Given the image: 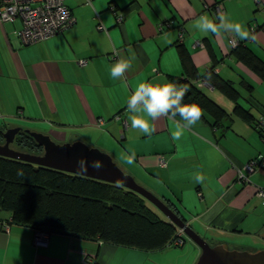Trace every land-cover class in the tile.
Segmentation results:
<instances>
[{"label":"crops","instance_id":"crops-1","mask_svg":"<svg viewBox=\"0 0 264 264\" xmlns=\"http://www.w3.org/2000/svg\"><path fill=\"white\" fill-rule=\"evenodd\" d=\"M65 1L73 25L34 44H23L15 34L23 25L20 18L0 21V129L18 127L48 134L57 143L81 140L98 147L176 207L208 241L264 249V198L256 195L264 188V165L245 171L247 181L238 176L250 161L264 159V140L255 127L264 116V76L238 59L230 44L231 38L242 42L264 62V0ZM217 4L223 6L221 15ZM203 15L217 24L219 16L242 24L248 38L197 30ZM179 45L200 76L214 66L233 83L251 122L236 116L234 101L202 78L204 93L231 115L229 127H214L206 113L178 140L172 133L176 123H184L179 116L156 120L150 136L131 127L134 113L127 102L139 84L185 75ZM129 49L136 60L122 83L111 77L110 68L127 58ZM117 115L127 120V128ZM198 175L203 181L197 182ZM9 219L0 211V264H176L172 245L145 251L63 233H51L46 245H36L33 228ZM199 255L198 247L189 248L187 257Z\"/></svg>","mask_w":264,"mask_h":264},{"label":"trees","instance_id":"trees-1","mask_svg":"<svg viewBox=\"0 0 264 264\" xmlns=\"http://www.w3.org/2000/svg\"><path fill=\"white\" fill-rule=\"evenodd\" d=\"M179 52L185 75L173 82L186 90L183 103L196 104L201 117L209 114L214 127L225 129L231 125V115L197 85V80L204 78L234 101L236 116L251 122L252 116L238 103L239 92L231 81L220 76L214 66L200 76L181 45ZM232 52L264 76V62L242 42ZM3 131L0 129L1 144L5 141ZM11 147L43 153L24 129L15 136ZM146 202L138 193L113 183L0 156V211L10 214V223L31 227L35 232L98 238L145 251L164 249L176 239L177 227Z\"/></svg>","mask_w":264,"mask_h":264},{"label":"water","instance_id":"water-1","mask_svg":"<svg viewBox=\"0 0 264 264\" xmlns=\"http://www.w3.org/2000/svg\"><path fill=\"white\" fill-rule=\"evenodd\" d=\"M20 130L22 129L16 127L2 132L5 141L0 143V156L113 183L138 193L177 228L183 229L184 239H189L200 249V255L195 264H264V249L249 251L228 248L223 243L211 244L204 235L189 225L179 212L138 183L132 174L122 169L110 153L81 140L57 143L48 134L30 130L26 131L43 148V153L21 151L11 147ZM94 164L100 167H94Z\"/></svg>","mask_w":264,"mask_h":264},{"label":"clouds","instance_id":"clouds-1","mask_svg":"<svg viewBox=\"0 0 264 264\" xmlns=\"http://www.w3.org/2000/svg\"><path fill=\"white\" fill-rule=\"evenodd\" d=\"M219 23L207 15L200 16L195 24V28L201 32L219 34L222 30L232 32L240 40L248 38V32L242 24L230 22L225 16H219ZM171 41H166L170 43ZM136 60L135 53L129 49L127 58L121 57L111 65L110 75L112 78L125 82V74L132 67ZM145 82L139 84L127 102V109L134 113L130 117L131 127L139 129L145 135L150 136L155 131L154 122L161 117H167L169 120H175L177 116L184 121L183 124L176 123V131L172 133L174 140L180 139L184 130L194 126L201 118V109L196 104L183 103L185 89L178 86L177 83ZM134 158V154H133ZM128 163H132L130 159ZM94 167H100L94 164ZM204 177L198 175L197 182L203 181Z\"/></svg>","mask_w":264,"mask_h":264},{"label":"built area","instance_id":"built-area-1","mask_svg":"<svg viewBox=\"0 0 264 264\" xmlns=\"http://www.w3.org/2000/svg\"><path fill=\"white\" fill-rule=\"evenodd\" d=\"M85 1L91 3L92 0ZM215 8L219 15L224 12L221 4H217ZM18 18L22 20L23 25L21 29L15 31V34L20 38L21 42L26 45L37 43L61 33L75 22L74 15L67 6L65 0H0V21H14ZM255 27L258 28L256 25ZM100 28H102V26H100ZM256 28L253 29L255 30ZM183 35V32H181L180 39L183 38ZM230 44L232 47H236L239 41L231 38ZM195 45H201V41H197ZM80 63L85 65L86 61L82 60ZM205 84L204 79L201 78L197 80V85L199 87ZM116 117L121 119L124 128H127V120L121 115H117ZM103 122L104 120H99L100 125ZM255 127L264 140V116L256 121ZM262 165H264V159H254L250 161L243 167L244 172L240 171L238 175L239 178L242 181H247L248 177L245 171L253 172ZM256 195L260 198H264V188L258 187ZM9 226V223L5 224L4 228L8 229ZM184 235V230L178 228L177 237L172 242V246H182L185 243ZM49 237L50 233L48 231L38 230L35 232L34 243L36 245H46Z\"/></svg>","mask_w":264,"mask_h":264},{"label":"rangeland","instance_id":"rangeland-1","mask_svg":"<svg viewBox=\"0 0 264 264\" xmlns=\"http://www.w3.org/2000/svg\"><path fill=\"white\" fill-rule=\"evenodd\" d=\"M57 142V141H56ZM67 142V141H66ZM59 143V142H58ZM65 143V142H64ZM147 201V200H146ZM150 205V207H152L155 211L159 212V210L153 205L151 204L149 201L146 202ZM159 214H161L159 212ZM162 217L166 218L163 214H161ZM218 241V240H217ZM211 244H214L213 240L211 239L209 241ZM197 247L192 241H189V239H186V244L185 246H181V247H172L171 250L175 251L176 253L173 255L174 258V262H176V264H195L197 259H195V257L193 256H189L187 257V255L189 254V248L192 246ZM228 248H232V249H240V250H249V251H253L252 248L247 247L245 245H241L240 242H236V243H227L226 245ZM178 252H182V255H180Z\"/></svg>","mask_w":264,"mask_h":264}]
</instances>
